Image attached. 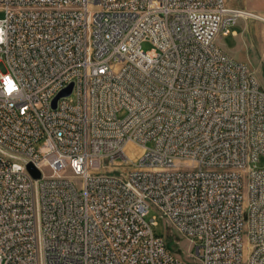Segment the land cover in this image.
I'll return each mask as SVG.
<instances>
[{
	"label": "built area",
	"instance_id": "1",
	"mask_svg": "<svg viewBox=\"0 0 264 264\" xmlns=\"http://www.w3.org/2000/svg\"><path fill=\"white\" fill-rule=\"evenodd\" d=\"M0 9V264H264V87L216 42L261 16L226 0Z\"/></svg>",
	"mask_w": 264,
	"mask_h": 264
},
{
	"label": "rangeland",
	"instance_id": "2",
	"mask_svg": "<svg viewBox=\"0 0 264 264\" xmlns=\"http://www.w3.org/2000/svg\"><path fill=\"white\" fill-rule=\"evenodd\" d=\"M229 5L237 8H243L252 11L261 16L259 17H241L238 23L230 28V32L220 33L216 42L224 50L232 56L249 65L251 70L256 74L257 78L264 87V0H226ZM5 16V12L0 9V19ZM244 21V31L237 38L232 32L237 29L239 32L243 29L240 21ZM219 37V38H218ZM145 50L153 47L149 40L142 42ZM1 58V53H0ZM148 147L153 146V142L147 143ZM126 151L130 156H136L141 153L142 149L133 144H128ZM263 161L260 163L262 164ZM156 216L157 224L153 225L154 231L158 235L165 237L170 246L181 256L186 262H193L195 249L192 248V242L177 229L171 225L153 208L147 215V220ZM194 251V253H193Z\"/></svg>",
	"mask_w": 264,
	"mask_h": 264
},
{
	"label": "clouds",
	"instance_id": "3",
	"mask_svg": "<svg viewBox=\"0 0 264 264\" xmlns=\"http://www.w3.org/2000/svg\"><path fill=\"white\" fill-rule=\"evenodd\" d=\"M7 21H0V44H5L7 41ZM7 80V90L8 92H12L13 85L11 79L5 78ZM9 82H11L9 84Z\"/></svg>",
	"mask_w": 264,
	"mask_h": 264
},
{
	"label": "water",
	"instance_id": "4",
	"mask_svg": "<svg viewBox=\"0 0 264 264\" xmlns=\"http://www.w3.org/2000/svg\"><path fill=\"white\" fill-rule=\"evenodd\" d=\"M72 86L69 87L68 89L64 90L61 92L54 100V105L56 104L57 99L62 96V95H69L71 93ZM28 169L29 171L33 174L34 177L39 178L41 176V172L34 166V164L29 163L28 164Z\"/></svg>",
	"mask_w": 264,
	"mask_h": 264
},
{
	"label": "crops",
	"instance_id": "5",
	"mask_svg": "<svg viewBox=\"0 0 264 264\" xmlns=\"http://www.w3.org/2000/svg\"><path fill=\"white\" fill-rule=\"evenodd\" d=\"M227 2V1H226ZM228 4V3H227ZM229 5V4H228ZM229 6H231V7H235L234 5H229ZM240 23L242 24V26H243V29L241 30V32H239L237 29H233L232 30V32L235 34V36H237V38H238V36L240 35V34H242L243 33V31H244V21L242 20V21H240ZM219 38V37H218Z\"/></svg>",
	"mask_w": 264,
	"mask_h": 264
},
{
	"label": "snow or ice",
	"instance_id": "6",
	"mask_svg": "<svg viewBox=\"0 0 264 264\" xmlns=\"http://www.w3.org/2000/svg\"><path fill=\"white\" fill-rule=\"evenodd\" d=\"M11 82H9V84H10Z\"/></svg>",
	"mask_w": 264,
	"mask_h": 264
}]
</instances>
